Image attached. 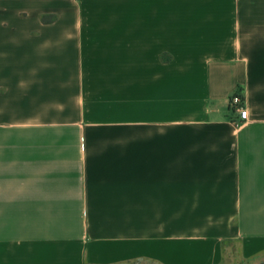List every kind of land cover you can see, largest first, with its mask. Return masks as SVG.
Segmentation results:
<instances>
[{
	"label": "crops",
	"instance_id": "1",
	"mask_svg": "<svg viewBox=\"0 0 264 264\" xmlns=\"http://www.w3.org/2000/svg\"><path fill=\"white\" fill-rule=\"evenodd\" d=\"M224 241L264 252V0H0V264Z\"/></svg>",
	"mask_w": 264,
	"mask_h": 264
},
{
	"label": "rangeland",
	"instance_id": "2",
	"mask_svg": "<svg viewBox=\"0 0 264 264\" xmlns=\"http://www.w3.org/2000/svg\"><path fill=\"white\" fill-rule=\"evenodd\" d=\"M236 99L241 104L244 103V97L240 91L234 93L230 99L233 107ZM132 264L140 263L134 262ZM219 264H264V252L254 257L246 258L241 254L238 241H224L222 259Z\"/></svg>",
	"mask_w": 264,
	"mask_h": 264
},
{
	"label": "built area",
	"instance_id": "3",
	"mask_svg": "<svg viewBox=\"0 0 264 264\" xmlns=\"http://www.w3.org/2000/svg\"><path fill=\"white\" fill-rule=\"evenodd\" d=\"M234 110L238 112V117L243 120L247 121L249 119V111L243 104H241L237 99L234 101Z\"/></svg>",
	"mask_w": 264,
	"mask_h": 264
}]
</instances>
